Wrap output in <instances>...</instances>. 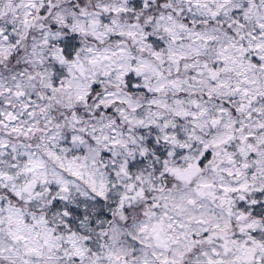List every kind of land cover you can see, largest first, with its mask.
<instances>
[{
    "label": "snow or ice",
    "instance_id": "obj_1",
    "mask_svg": "<svg viewBox=\"0 0 264 264\" xmlns=\"http://www.w3.org/2000/svg\"><path fill=\"white\" fill-rule=\"evenodd\" d=\"M0 264H264V0H0Z\"/></svg>",
    "mask_w": 264,
    "mask_h": 264
}]
</instances>
